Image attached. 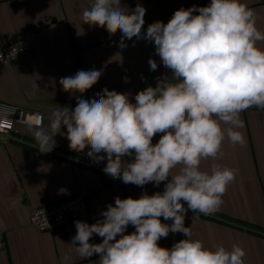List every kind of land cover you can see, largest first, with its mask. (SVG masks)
Instances as JSON below:
<instances>
[{
  "label": "clouds",
  "instance_id": "1",
  "mask_svg": "<svg viewBox=\"0 0 264 264\" xmlns=\"http://www.w3.org/2000/svg\"><path fill=\"white\" fill-rule=\"evenodd\" d=\"M145 12L140 4L129 9L121 0H93L81 22L106 28L110 35L121 33V47L133 38L154 44L170 75L162 74L154 87L136 93L134 103L127 93L103 89L91 100L77 96L74 109L56 108L50 131L39 115L29 125L41 153L54 149L59 134L71 150L87 148L94 162L106 160L103 171L113 179L141 188L164 182L163 192H143L135 199L117 196L95 223L75 221L69 245L80 259L97 255L93 264H245L239 244L209 248L193 239L185 216L189 210L206 216L217 212L236 178L238 169L213 164L203 171L200 164L221 157L225 139L242 146V113L252 107L264 110V48L258 46L264 31L242 0L180 8L166 24L156 21L142 31ZM148 63L150 70L158 68L155 59ZM101 75L100 70H79L59 83L65 92L83 94ZM161 217L172 222L162 223ZM129 225L135 230L126 234ZM170 233L185 238L171 248L160 247L158 241ZM94 236L102 242H91Z\"/></svg>",
  "mask_w": 264,
  "mask_h": 264
},
{
  "label": "crops",
  "instance_id": "2",
  "mask_svg": "<svg viewBox=\"0 0 264 264\" xmlns=\"http://www.w3.org/2000/svg\"><path fill=\"white\" fill-rule=\"evenodd\" d=\"M93 0H0V44L7 43L36 28L42 20L53 25L29 43L15 60L0 63V102H9L39 110L44 114L43 127L50 131L51 113L58 107H76V97L91 100L103 89L127 93L132 98L147 86H155L157 77L170 75L155 53L154 44L143 38L124 40L121 33L110 35L106 28L91 27L81 22L82 12ZM211 0H121L134 9H146L142 31L156 22L165 24L180 8L207 6ZM257 15V28L264 31V0H242ZM264 48V42H258ZM149 58L158 68L150 70ZM100 70L98 82L85 93H69L59 81L74 76L79 70ZM35 84L38 89L35 88ZM245 143L223 142V155L216 160L201 161L200 168L210 171L213 164L238 169L233 183L223 195V204L212 215H205L191 226L192 238L205 247L222 245L230 249L239 244L246 252L245 264H264V110L256 107L242 113ZM61 131L66 132V128ZM161 134L153 137L158 142ZM51 152L41 153L30 128L10 136H0V230L5 247L0 250V264H93L99 257L80 259L69 245L76 234L75 221L50 231H40L29 223L35 209L55 204L61 199L80 194L88 204V216L78 220L95 223L108 204L121 199L139 198L149 188L124 184L87 163L86 148L76 152L69 148L66 136L57 134ZM131 162L132 157H124ZM66 189L65 194H58ZM149 195V194H148ZM162 223H171V220ZM135 229L129 225L126 234ZM182 233L161 238L162 248H171L184 239ZM93 243L102 242L94 236ZM69 256L66 262L63 256Z\"/></svg>",
  "mask_w": 264,
  "mask_h": 264
},
{
  "label": "built area",
  "instance_id": "3",
  "mask_svg": "<svg viewBox=\"0 0 264 264\" xmlns=\"http://www.w3.org/2000/svg\"><path fill=\"white\" fill-rule=\"evenodd\" d=\"M53 21L46 19L42 20L38 26L30 32L22 35L16 40L0 44V63L11 62L21 56L30 42H32L41 33L47 31ZM37 115L40 116L42 125L44 122V114L39 110H27L23 106H19L9 102H0V136H10L14 132H19L20 129L29 127L34 124ZM87 163L91 168L103 171L106 165V160L99 163L94 162L91 158H87ZM122 182L120 179H114ZM164 186L161 188H149L148 194L152 195L155 192H163ZM86 198L80 194H75L67 198L61 199L50 206L35 208L29 214V223L40 231H50L60 228L69 222L78 220L88 216V204ZM185 208L187 204L185 203ZM205 215L197 212L187 211L185 216L186 222L199 221ZM5 238L3 231L0 230V250L5 247Z\"/></svg>",
  "mask_w": 264,
  "mask_h": 264
}]
</instances>
